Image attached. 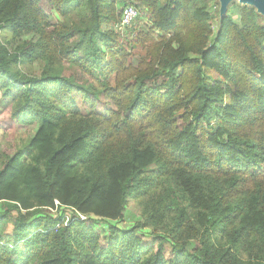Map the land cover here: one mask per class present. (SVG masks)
<instances>
[{"label":"trees","instance_id":"obj_1","mask_svg":"<svg viewBox=\"0 0 264 264\" xmlns=\"http://www.w3.org/2000/svg\"><path fill=\"white\" fill-rule=\"evenodd\" d=\"M210 1L0 0V106L36 125L0 148V264H264V18L213 33Z\"/></svg>","mask_w":264,"mask_h":264},{"label":"rangeland","instance_id":"obj_2","mask_svg":"<svg viewBox=\"0 0 264 264\" xmlns=\"http://www.w3.org/2000/svg\"><path fill=\"white\" fill-rule=\"evenodd\" d=\"M237 3L240 5H246V6H253L250 2L243 1V0H230L227 8L231 5V3ZM257 9V8H256ZM209 11L211 13H214L216 19L213 22L212 30L213 33H216L219 27V17L222 16V10H221V0H211L209 2ZM258 11V10H257ZM259 12V11H258ZM260 13V12H259ZM263 18L264 15L260 13ZM115 33L120 34L122 37V40L126 39H133L134 33L133 31L129 33V30L126 31H118L113 28ZM129 31V32H128ZM12 35V32L8 28H4L0 32V37L5 40L9 39ZM132 62L136 64L138 62V59H133ZM27 72L37 75L39 70L37 67V64L31 65L29 68L25 69ZM13 96L16 95V92L13 91ZM11 98L4 99V105L0 106V148H13V145H20L24 140H26L28 137H31L35 131H36V125H22L15 123L10 118V109H11ZM2 104V103H1ZM141 207L138 204L137 200L133 197H130L127 202V206L124 210L123 219L118 223L121 227H131L134 224H138L140 221H142L141 217ZM100 225V224H98ZM99 233L103 235V231L101 228H97ZM143 232H149L148 229H143ZM147 243H149V240L151 239L150 236L145 238Z\"/></svg>","mask_w":264,"mask_h":264},{"label":"built area","instance_id":"obj_3","mask_svg":"<svg viewBox=\"0 0 264 264\" xmlns=\"http://www.w3.org/2000/svg\"><path fill=\"white\" fill-rule=\"evenodd\" d=\"M137 16L138 10L134 5H125L120 13V21L114 25V29L118 31H126L132 28L135 25ZM80 216L83 219L84 216Z\"/></svg>","mask_w":264,"mask_h":264},{"label":"water","instance_id":"obj_4","mask_svg":"<svg viewBox=\"0 0 264 264\" xmlns=\"http://www.w3.org/2000/svg\"><path fill=\"white\" fill-rule=\"evenodd\" d=\"M230 0H221V10H222V15L225 14L227 10V5ZM250 2L257 10L264 15V0H243Z\"/></svg>","mask_w":264,"mask_h":264}]
</instances>
